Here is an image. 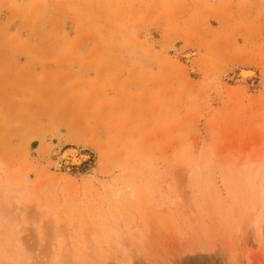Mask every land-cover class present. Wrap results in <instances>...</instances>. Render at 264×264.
I'll return each mask as SVG.
<instances>
[{"label": "rangeland", "instance_id": "374dc122", "mask_svg": "<svg viewBox=\"0 0 264 264\" xmlns=\"http://www.w3.org/2000/svg\"><path fill=\"white\" fill-rule=\"evenodd\" d=\"M262 173L264 0H0V264H264Z\"/></svg>", "mask_w": 264, "mask_h": 264}, {"label": "bare ground", "instance_id": "6f19581e", "mask_svg": "<svg viewBox=\"0 0 264 264\" xmlns=\"http://www.w3.org/2000/svg\"><path fill=\"white\" fill-rule=\"evenodd\" d=\"M232 73H233L234 80L236 82H241V83H245L249 78H251V77H253L255 75V71L252 68L247 67V66H240V65L234 66L233 69H232ZM58 135L52 134V136L49 138V141L48 142H49V147L50 148H57V147L60 146V139L61 138H59ZM55 154H57V161L55 162V165H56L57 168H60V166H62L61 163L63 161H64V164H67V163H77V162H79V161H81V160H83L85 158V156L81 152H79V150L76 147H74V146H69V147L61 148V149L57 148ZM229 183H230V181H229ZM233 183H234V186H236L237 188H240L239 187L240 184L235 185L237 183H235V182H233ZM233 183H232V185H231V183L229 185L233 186ZM258 184L260 185V187H258V189L256 188L257 189L256 192L257 193L259 192V194L262 195V199H261V210L259 212V215L257 217L255 216V219H253L252 225L255 224V221H259V224L260 225L258 227V242L260 244L261 251H262V254H263L262 255L263 256L262 257V262L264 263V233H263V230H264V174L263 173H262V176L259 179V182H257V185ZM14 190L15 189H13L12 192ZM3 191H4V189H3ZM15 192H16V190H15ZM241 192L242 191L240 189H238L237 192H234L235 193V196L234 197H236V200L239 198V194ZM11 195H14V194H11L10 193L9 196H11ZM23 196L24 195L19 192V195L16 198H14V200L16 199L19 202L20 200H22ZM12 197H14V196H12ZM12 197H9L7 199H10ZM15 202H14V204H15ZM224 204H226V202ZM235 204H236V202H234V203L232 202V203H229V205L226 204L227 205L226 208L223 207L224 209L227 210V214H225V216L228 215L229 217H232V215L235 214L236 209H237ZM6 205H7V202H6L5 206ZM15 205H17V204H15ZM10 206H12L11 203H10ZM14 206H13V209L15 210V207ZM4 208L6 209L7 207H3V209ZM9 210H10V208H9ZM0 212H2V211H0ZM0 214H2V213H0ZM9 222H10V220H9ZM125 222L123 224V226H124V230L123 231H120V227H114L112 230H110V232L112 234L111 236H115V235L116 236H120V238L118 237L119 238L118 244H119V247L121 249V252H120V254L118 256L111 257L112 253H111V251H108L107 249H104L102 251V253H100V251L97 252V250L99 249L98 248L96 250V252H95L96 253L95 256H92L91 255V254H94V253L84 254L86 256L83 258V260H82V262H80V264H100L101 261L99 259L101 257H104L103 255H105V254H106V256L108 255L107 256L108 258L113 259L115 264H132L133 263V260H134L133 258L135 256H137V255H135L133 257L132 254H139V247H141L142 243L139 242L140 237H136V236H134V240H133L132 243H130V242L127 241V239H128V236L127 235L130 232L128 230L129 229L128 228V225H127L128 223H125ZM5 226H7V225H5ZM5 226L3 225V229L0 230V241H1L0 243L8 242V244H10V243H13L14 244V242H17L18 241L17 235L15 234L16 238L10 237L11 236V235L9 236V233L10 232L9 233L7 232L8 230H6ZM0 227H2V226H0ZM120 233L122 234V236L120 235ZM67 254H70V253H67ZM72 256H74L76 258V255L72 254ZM228 259L231 260V263L232 264H237V263H239L241 261V257L239 255L238 251H236L234 248H231L229 250V258ZM211 263H212V261H211ZM205 264H207V263H205Z\"/></svg>", "mask_w": 264, "mask_h": 264}]
</instances>
